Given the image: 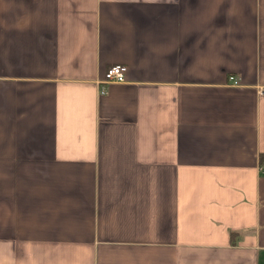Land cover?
<instances>
[{
	"label": "crops",
	"instance_id": "1",
	"mask_svg": "<svg viewBox=\"0 0 264 264\" xmlns=\"http://www.w3.org/2000/svg\"><path fill=\"white\" fill-rule=\"evenodd\" d=\"M258 86L264 0H0V264H264Z\"/></svg>",
	"mask_w": 264,
	"mask_h": 264
},
{
	"label": "built area",
	"instance_id": "2",
	"mask_svg": "<svg viewBox=\"0 0 264 264\" xmlns=\"http://www.w3.org/2000/svg\"><path fill=\"white\" fill-rule=\"evenodd\" d=\"M125 67L123 65H111L109 66L104 74V79L101 82V86L99 87V94H104L106 91V86L110 83H119L122 82L123 75H124ZM228 83L231 86H238L239 80L233 75H229ZM257 93L263 94L264 93V86H258L257 87Z\"/></svg>",
	"mask_w": 264,
	"mask_h": 264
},
{
	"label": "trees",
	"instance_id": "3",
	"mask_svg": "<svg viewBox=\"0 0 264 264\" xmlns=\"http://www.w3.org/2000/svg\"><path fill=\"white\" fill-rule=\"evenodd\" d=\"M259 163L260 164L264 163V153L259 155Z\"/></svg>",
	"mask_w": 264,
	"mask_h": 264
}]
</instances>
